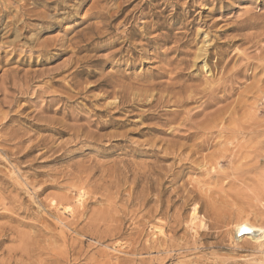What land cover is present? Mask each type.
I'll list each match as a JSON object with an SVG mask.
<instances>
[{
    "label": "rangeland",
    "instance_id": "obj_1",
    "mask_svg": "<svg viewBox=\"0 0 264 264\" xmlns=\"http://www.w3.org/2000/svg\"><path fill=\"white\" fill-rule=\"evenodd\" d=\"M10 1L8 3L12 8L21 4L20 0ZM15 1H18V4ZM34 1H38L37 4H33V0H22L24 6L27 4L25 9L36 11L35 15L29 17L32 20L27 21L35 28L47 26L44 21H49V18L55 16L57 12L61 15L67 12L60 11L59 6L53 2L46 4L42 0ZM80 4L78 11L74 9L72 15H67L70 17L69 20H66V15L61 16V20L65 17V21L51 30H43L38 36L40 41L55 37L57 41L63 42L66 49L57 48L59 47L57 45L54 49H50V54L44 58H38L37 62L36 55L30 51L29 43L24 41L21 43L25 44L23 48L25 52L23 49L19 51L8 62L9 64L4 60L0 63V78L4 71L9 69L19 70L20 73L16 75L18 78L24 73H40L33 82L29 83L22 95L17 94L15 89H9L5 92L7 98L0 96V99L4 101L0 106V189L4 191V196L15 198L18 194L16 191L18 186L21 189L19 197L22 199L24 208V213L19 216L10 213L12 217L0 219V225L1 223L8 225L7 227L13 232L17 229L20 234L26 233L25 235L30 237L29 240L26 239V246L23 249L25 251L28 248V250L21 253L24 256L21 264H187L193 260L198 261L199 264H264V248L260 236L238 233L237 230L242 225L248 229L253 227L264 229V176L254 179L249 175L246 181L237 183H232L230 181L232 178L217 181L213 176L215 172L212 173V166L215 167L214 160L220 159L217 157L222 149L223 138H220V129H218L221 126L217 128L218 130L215 129L216 131L208 130L212 134H208L207 142L203 147L187 148L191 146L192 140L193 142L201 140L200 137H192L190 140L184 138L191 131L186 129L189 128L188 126L199 125L202 121V117L199 120L202 115L193 117L195 121L193 123L183 121L186 117L184 113L188 110L191 113L195 112L193 107H197L196 104H188L177 110L170 102L156 106V100L149 105L144 99L150 93H145L147 82L152 81L164 86L175 84V81L186 83L185 85H198L205 78H218L215 74L216 69L213 71L214 78L205 77V73L200 70L201 64L194 60L197 50L206 41V49L213 53L215 51L213 47H220L228 41L233 42L239 34L247 35L260 31V28L255 25L243 31L236 30L234 24L243 19L246 14L250 17H264V0H81ZM71 5L72 3H69L68 7ZM120 8L122 11L117 16L115 12ZM42 12L44 15L48 14L47 18ZM102 13L110 14L113 18L110 19L111 21H105ZM0 16L4 17L3 14ZM37 16L39 20L41 18L45 20L39 21ZM99 27L104 30H100ZM104 31L105 35H103ZM31 34L28 33L26 38L30 40ZM158 35H166L167 41L158 43L149 41ZM186 40L191 42V55L187 56L186 60L195 61L196 63H193L198 66L186 71V73H192L193 79L183 81L182 78L176 79L178 58L174 48L178 43ZM263 42L261 45H264ZM247 47V45L231 44L224 45L223 49L228 52V57L234 55L239 58L243 52H246L248 57L258 52L255 47L253 49ZM211 60L209 67L216 68L215 59L212 57ZM238 63L240 61L236 65ZM231 64L233 67V62ZM173 72L175 73L172 74ZM242 72L239 77L237 76V81H234L235 86L233 82L230 84L231 88H227L220 93V96L218 95L220 99L225 97L229 101L215 104V109L221 108L224 103L230 105L232 102L231 108L239 104L243 110L239 108L241 109V111L237 109L239 113L236 111L232 114L235 120H232L234 119L232 115V118L231 116L229 118L231 121L227 120L229 123L235 122V125L244 118L246 107L248 108L246 112L250 109L252 111L255 103H258L256 106L260 104L259 108H264V98L260 99L261 94L257 96L255 89L250 90L252 81L260 75L251 69ZM106 81L113 87L121 84L120 88L123 87V90H126L125 98L128 99L129 96L130 99L135 96L133 99L138 101H134L131 111L126 108L125 103L120 105L119 111L108 107L109 112L114 111L110 112L113 116L112 125L98 130L95 124L107 119V116L102 113L104 108L101 109V105L114 102V96L103 97V92L112 90L102 84ZM114 88L119 89V86ZM160 89L163 88H155L152 94L164 97L166 94ZM173 89L174 92L177 91L174 86ZM252 93L256 98L252 97ZM255 99L259 102L254 101ZM244 100L248 105L246 107ZM242 103L243 105H240ZM213 108L208 111L211 113L215 110ZM154 110L156 112L158 110L163 119H168L169 123L163 125L161 116L160 121L142 116ZM206 111L205 113L209 114ZM242 111L244 114L241 113ZM115 112L118 113L113 115ZM179 115L182 118L185 117L182 119ZM33 116L36 120H33ZM227 123L224 126L231 128ZM37 124L40 126L35 129L33 126ZM64 126L65 129L68 127L67 131ZM53 127L63 130V133L57 134L49 130ZM146 128L155 129L157 132L151 130L146 132L144 131ZM94 134L101 138L99 142L88 138L86 140L88 135ZM108 135L119 136V138L122 135L123 148L108 151L105 147ZM37 137L47 139L46 146L39 147L24 158L23 155L28 152L32 141H35ZM78 140L87 142L85 145L75 146L71 149L73 152L65 155V149H63L65 144ZM218 143L221 145L218 146ZM170 145L172 147H169ZM230 147V153L233 150L235 152L233 145ZM161 148L166 151L168 149L165 152L166 155ZM3 150L8 153L4 154ZM229 158L219 160V167L216 169L218 175L224 172L229 175L230 170L225 163ZM121 161L127 164L128 169L123 168ZM75 163L86 167H96L89 175L87 185L80 194L87 192L83 195L82 207H78L79 204L76 202L78 201L76 191L68 188L71 184L78 185L79 177L65 176L70 171L68 166L71 167ZM152 164L157 167L159 175H151ZM201 165L206 167L201 168L203 167ZM165 170L169 172L164 175ZM20 176L22 179L18 178ZM81 177L84 180L86 175L83 174ZM151 177L157 182L155 181L149 187ZM164 177L166 183L161 190L160 199L168 201L166 205L169 207L165 212L166 215H152L161 207L157 196L161 189L159 184L162 185L161 181ZM26 183H32L33 186L39 185L34 188L38 192L40 185L52 184L53 187L45 189L39 193L38 197H35L32 188L26 186ZM163 193L166 197L168 196V200ZM63 197L68 203L58 206L55 200ZM206 202L213 203L219 213L221 210L223 217L216 218L219 213L216 215L211 213L213 216L206 214ZM194 203L197 204L200 219L204 223L203 227H198V221L191 222L190 214ZM4 207L12 209L11 202L7 198L4 199ZM66 208L76 209L74 212L82 209L80 212H83V215L79 217L76 213L73 216L71 210L64 211ZM245 217H248L250 222L244 220ZM74 222L79 229H82V234L63 226ZM163 225H167L165 238L166 245L170 247L161 245L162 247L157 246L158 248L148 250L150 243H159L162 240L163 237L158 234L157 228H163ZM246 234L249 236L246 237ZM9 237L7 242L4 241L0 245V264H15L19 260L18 256H15V259L10 258V252H18L17 255H20L17 250L22 243L19 242L16 234L14 236V233H8L7 239ZM156 238L158 241L153 242ZM178 246H184L185 252H179ZM132 251L134 256L130 254Z\"/></svg>",
    "mask_w": 264,
    "mask_h": 264
},
{
    "label": "bare ground",
    "instance_id": "obj_2",
    "mask_svg": "<svg viewBox=\"0 0 264 264\" xmlns=\"http://www.w3.org/2000/svg\"><path fill=\"white\" fill-rule=\"evenodd\" d=\"M8 1H10V0H0V14H3V16L4 17H2V16H0V63H2L3 62V60H4V62L6 63H8L11 59H13L14 58V56L15 55H17L18 54V52L19 51H21L23 48H24V45L21 43V42H27V43H29V45H30V51L32 52V53H34L36 56H35V58H36V60L38 59V58H44L45 56H47L48 54H50L49 52H50V49L51 48H53L54 49V47H56L57 45L59 46V47H57V48H60V49H66L65 48V46H63V42H61V41H57L56 40V38L55 37H53L54 39H50V40H48L47 38L46 39H42L43 41H40L39 40V38H38V36H39V34L43 31V30H51L53 27H55L56 25H59V23H61V22H63V21H65V17L61 20V16H63V15H66V20H69V18L70 17H67V15H72V13L75 11L74 9H76L77 10V8L81 5L80 4V1L81 0H75V1H72V0H42L44 3H46V4H48V3H50V2H53V3H55V4H57L58 6H59V9H60V11H67V12H64V14H60L59 12H57V14L55 15V16H53L52 18H49V21L47 20V21H44V24H46L47 26H43L44 28H35V27H33V26H31V25H29L28 23H27V21L28 20H32V19H29V17L30 16H32V15H35L36 13H34V12H36V11H31V9L30 10H28V9H25V8H27V7H25V6H27V4H25V6L23 5V3L24 2H22V0H20L21 1V4H18V1H15L18 5L15 7V8H12L11 7V5H10V3H8ZM14 1V0H13ZM19 1V2H20ZM23 1H25V0H23ZM96 1H98V0H96ZM100 1V0H99ZM11 2V1H10ZM38 2V1H37ZM37 2L36 1H34L33 0V4H37ZM69 3H72V5L71 6H69L68 7V4ZM96 3V2H95ZM54 4V5H55ZM65 4V5H64ZM16 5V4H15ZM64 5V6H63ZM35 6V5H34ZM103 6V5H102ZM45 7V6H44ZM37 8V7H36ZM48 9V8H47ZM104 9V8H103ZM11 10V11H10ZM32 10H33V8H32ZM36 10V9H35ZM41 10H43V9H41ZM41 10L39 11V12H41ZM72 10H73V12H72ZM100 10V9H99ZM99 10H97V11H99ZM118 10V9H117ZM13 11V12H12ZM78 11V10H77ZM77 11H76V13H77ZM102 11V10H101ZM108 11V10H107ZM106 11V12H107ZM122 11V9L120 8L119 9V11H117V12H115V14L118 16L119 15V12H121ZM249 11V10H248ZM38 12V11H37ZM38 12V14L40 15V13ZM54 12V11H53ZM246 13H248L247 11H245ZM14 13V14H13ZM43 13V12H42ZM110 13V12H109ZM245 13V14H246ZM53 14V13H52ZM111 14V13H110ZM108 15V14H103L102 13V16H103V18H104V20L105 21H108V20H110V19H112L113 18V16L112 15ZM43 15H44V13H43ZM43 15H41V17L43 16ZM48 15V14H47ZM47 15L45 14L44 15V17L46 16V18H47ZM54 15V14H53ZM51 16V15H50ZM49 16V17H50ZM112 16V17H111ZM246 16H247V14H246ZM244 17L243 19H241L240 21L238 20V22H236L235 24H234V27H235V29L236 30H240V31H243V30H246V29H248L249 27H251V26H256L257 28H260V31H256V33H253V34H247V35H238L237 36V39H235V41H228L226 44H222V45H220V47H213L214 49H215V51L213 52V53H211V52H209L207 49H206V47H205V44H206V41H204L203 42V45L201 46V47H199V49L197 50L198 51V53H196L195 54V59L194 60H196V61H198V64L200 65L201 64V67H200V70L201 71H203L204 73H205V77H210V78H214V75L216 74V75H218V78H216V79H207V78H205V79H203V82L201 83V84H198V85H185L184 83H181V82H174L175 84H172L171 83V87L167 84V86H166V84H165V86L164 85H161V84H155V83H152V81L151 82H147L146 83V85H145V87H146V90H145V93H148V92H150L149 93V95L148 96H146L144 99H145V101H148V103H149V105L153 102V101H155L156 100V106H159V105H165V104H168L169 102L172 104V106L173 107H176L177 108V110L180 108H182L183 106H186V105H188V104H196L195 106H197V107H193L194 108V110H195V112H193V113H191V112H186V113H184L185 115H186V117H185V119H183L180 115V118H182L183 119V121L185 120V121H187V123H188V121H191L192 123L193 122H195L194 121V118L195 117H198V116H200V115H202V116H200V118H199V120L201 119V117H202V121H201V123L197 126V125H195V126H193V125H191V126H188L189 128H186V129H189V130H193L192 132L190 131V133H187V136L186 137H184L185 139H188V140H190L192 137H200L201 138V140L199 139V141L197 142V140H196V142H193V140H192V143L190 144L191 146L190 147H187V148H190V149H192L193 147L194 148H201V147H203L204 145H205V143L207 142V139H208V134H210L211 132L210 131H208L209 129L210 130H218V129H220L219 131V136H220V138H223V141H222V149H221V152H220V154H219V156L217 157V158H220V159H225V158H227V157H230L229 158V160H227V161H225V163H226V165L228 166V169L230 170V173H229V175H227V174H224V173H226V172H224V173H222L221 175H218V171H216V169H218V167H219V160L218 159H216V160H214L213 161V165L215 166V167H213L212 166V168H213V174H214V172H215V174L213 175L214 177H215V179L217 180V181H226V179H231L230 181L232 182V183H237V182H244V181H246V179L249 177V175L250 176H253L254 177V179H256V178H261V176H264V108H259L258 106L260 105H257L256 106V104H258V103H255L254 104V109L252 110V111H248V112H246L247 111V107L246 106H248V105H246L245 104V100H244V106L246 107V110H245V112L244 113H246L245 114V116L243 115V119L240 121V123H237L236 122V125L232 122V123H229L228 121L230 120L229 118H230V116L232 115V114H234L236 111H238V110H240L241 111V107L239 106V104H237V106H235L234 107V105H233V107L231 108L230 106H232L231 104H232V102L230 103V105L227 103H224L222 106H221V108H217V109H215V104H217V102H225V97H222L221 99L218 97V95L220 96V93H222V92H224L227 88H231V86H230V84H232L235 80H236V78L238 79V77H239V75H240V73L242 72V71H244V70H249V69H251V70H253L254 71V73H255V71H257L258 72V75H260L259 77H257V79L256 80H254V81H252V85H251V89L250 88H247V89H250V90H252V89H255V91L257 92L256 93V95L257 96H260V95H258V94H261V97H260V99H262V98H264V84L262 85V83H264V45H261V43L264 41V17H257V16H255V17H250V15H248L247 17ZM38 17V16H37ZM116 17V16H115ZM34 18V17H33ZM81 18V17H80ZM119 18V17H118ZM41 19H44V18H41ZM40 19V20H41ZM38 20H39V17H38ZM39 20V21H40ZM45 20V19H44ZM41 21H43V20H41ZM111 21V20H110ZM103 24V23H102ZM104 25V24H103ZM90 26V25H89ZM100 26V25H99ZM37 27V26H36ZM95 27V26H94ZM96 28V27H95ZM95 28H93V29H95ZM93 29H91V30H93ZM99 29L100 30H102V28L101 27H99ZM96 30V29H95ZM94 30V31H95ZM98 30V29H97ZM104 30V29H103ZM102 30V31H103ZM97 32V31H96ZM98 32H99V30H98ZM31 34V33H33V34H31V39L29 40V39H27L26 38V35L27 34ZM108 33V32H107ZM245 33V32H244ZM102 34V33H101ZM100 34V35H101ZM85 35V34H84ZM103 35H105V31H104V33H103ZM102 35V36H103ZM29 36V35H28ZM73 36V35H72ZM84 37V36H83ZM74 39V38H73ZM167 39H168V37L166 36V35H158L157 37H153L152 39H150L149 41H152V42H156V43H158V42H165V41H167ZM71 41H73L74 42V40H71ZM76 42V41H75ZM178 42V41H177ZM181 42V41H180ZM26 43V44H27ZM58 43V44H57ZM69 43V42H68ZM264 43V42H263ZM73 44H75V43H73ZM132 44V43H131ZM140 44V43H139ZM218 44V43H217ZM220 44V43H219ZM231 44H240V45H247L248 47V49H253L254 47L256 48V50H258V52H256L254 55H251L250 57H248V54H246V52H243L241 55H240V58L239 57H237V56H231L230 55V57H228V52L226 51V49H223V46L224 45H226V46H230ZM66 46H67V44H66ZM74 46V45H73ZM190 47H191V42L190 41H188V40H186V41H184V42H181V43H178V45L174 48V51L176 52V58H178L177 59V62H178V65H176L177 67V70H178V73L176 72V79L178 78H182L183 79V81H187V80H192L193 79V75H192V73H189V72H187L186 73V71L188 70V69H190V68H197V66L198 65H196V64H194V63H196L195 61H191V62H189V61H187L186 60V57L187 56H189V55H191V53H190ZM69 48V47H68ZM77 48V47H76ZM27 49V48H26ZM29 49V48H28ZM72 49V48H71ZM24 50V52H25V49H23ZM57 50V49H56ZM255 50V49H254ZM29 51V52H30ZM65 51V50H64ZM67 51V50H66ZM65 51V52H66ZM69 51V50H68ZM23 52V51H22ZM22 52H21V54H22ZM52 52V51H51ZM73 52V51H72ZM71 52V53H72ZM235 53H236V51H235ZM249 53V52H248ZM237 55V54H236ZM17 57H19V56H17ZM212 57L215 59V65H216V68H211V67H209V63L212 61L211 59H212ZM235 57V58H234ZM81 58V57H80ZM234 58V59H233ZM242 58V59H241ZM75 59V58H74ZM240 61V63H238V65H236V63L237 62H239ZM37 62H38V60H37ZM72 62V61H71ZM70 62V63H71ZM194 62V63H193ZM231 62H233V67H232V64H231ZM4 63V64H5ZM214 63V62H213ZM9 64V63H8ZM170 64V63H169ZM231 64V67H229V65ZM170 66V65H169ZM180 66H183V68H180ZM34 69V68H33ZM214 69H216V72L217 73H219V74H217V73H215V74H213V71H215ZM164 70V69H163ZM176 70V69H175ZM165 71V70H164ZM171 71V70H170ZM76 72V71H75ZM175 72H173L172 74H174ZM247 72V71H246ZM256 72V73H257ZM17 73L19 74L20 72H19V70H16V69H9V70H7V71H4V73L2 74V76H1V78H0V96H2L3 98H5L6 97V91L7 90H9V89H15V92L17 93V94H20V95H22L23 93H24V91H25V89L29 86V83L30 82H33V80H35L39 75H40V73H32V74H29V73H24L23 75H21L19 78L16 76L17 75ZM74 74V73H73ZM242 74H243V72H242ZM75 75V74H74ZM16 76V77H15ZM49 76V75H48ZM77 76V75H76ZM238 76V77H237ZM216 77V76H215ZM254 77V76H253ZM111 78V77H110ZM241 78V77H240ZM239 78V79H240ZM242 78H243V76H242ZM168 79H170V78H168ZM255 79V78H254ZM132 80V79H131ZM237 81V80H236ZM73 82V81H72ZM100 82V81H99ZM108 81H106L105 83H102L104 86H106V87H110L112 90L111 91H105V92H103L104 94H103V97H110V96H114L113 97V101L114 102H112V103H107V105L105 104L104 106H106V107H104V106H102L101 105V109H102V107L104 108L103 109V114L105 115V116H107V119L104 121L103 120V122H97V124H95L96 125V127H97V129L98 130H103V129H106L107 127H109V126H111L112 125V118H113V116L110 114V112H112L113 110H115V111H119V107H121L120 105H122V104H126V108H128L130 111L133 109V107H134V101H136V100H134L133 98L135 97H133V98H130L129 99V96H128V99H126L125 98V91L126 90H123V87L122 88H120L122 85L120 84V85H115V86H119V89H115L113 86H112V84L110 85V84H108L107 83ZM239 82V81H238ZM116 84V83H115ZM139 84V83H138ZM234 84V86H235V82L233 83ZM32 86V85H31ZM77 86V85H76ZM129 86V85H128ZM140 86V85H139ZM173 86L174 87H176V89H177V91H173L174 89H173ZM157 87H162L163 89V91L162 92H164L166 95L164 96L163 94V96L164 97H160V96H156V95H153L152 94V91L155 89V88H157ZM249 87V86H248ZM105 88V87H104ZM110 88H109V90H110ZM132 87L130 86V88H129V92L131 93V91H130V89H131ZM28 90V89H27ZM229 90V89H228ZM227 90V91H228ZM250 90H248V91H250ZM46 91V90H45ZM235 91V90H234ZM247 91V92H248ZM13 92V91H12ZM43 92V91H42ZM128 91H127V93H129ZM161 92V93H162ZM231 92V91H230ZM38 93V92H37ZM47 93H49V92H47ZM70 93V92H69ZM130 93H129V95H130ZM144 93V92H143ZM144 93V94H145ZM45 94V93H44ZM50 94V93H49ZM141 94V95H143V96H145V95H147V94ZM159 94V93H158ZM253 94V93H252ZM105 95V96H104ZM125 95V96H124ZM134 95V94H133ZM132 95V96H133ZM138 95V94H137ZM140 95V97H142ZM222 95V94H221ZM70 96V95H69ZM131 96V97H132ZM228 96V95H227ZM254 96V98H256L255 97V95L253 94L252 95V97ZM18 97H20V96H18ZM40 97V96H39ZM68 97V96H67ZM230 97V96H229ZM7 98V97H6ZM69 98H72V97H69ZM143 98V97H142ZM155 98V99H154ZM227 98V97H226ZM253 98V99H254ZM51 99V98H50ZM124 99V100H123ZM125 99H126V102H125ZM138 99V98H137ZM149 99V100H148ZM154 99V100H153ZM230 99V98H229ZM260 99H258V100H260ZM66 100V99H65ZM238 100V99H237ZM236 100V101H237ZM117 101V102H116ZM138 101V100H137ZM136 101V102H137ZM227 101H229V100H226V102ZM254 101H257L256 99L254 100ZM68 102V101H67ZM234 102H235V100H234ZM240 102V101H239ZM238 102V103H239ZM242 102V101H241ZM257 102H259V101H257ZM4 103V101H3V99H0V106H2V104ZM139 103V102H138ZM146 104H147V102H146ZM198 104V105H197ZM222 104V103H221ZM235 104V103H234ZM152 105V104H151ZM240 105H243V103L242 104H240ZM46 106V105H45ZM217 106V105H216ZM218 106H219V103H218ZM108 107H113L112 109V111H110L109 112V109H108ZM214 107V108H213ZM243 107V106H242ZM245 107H244V109H245ZM257 107V108H256ZM192 108V107H191ZM210 108H213V109H215V110H211L212 112L210 113V111H208V109H210ZM239 108H241V109H239ZM157 109H158V107H157ZM179 109V110H180ZM238 109V110H237ZM123 110H124V108H123ZM197 110V111H196ZM205 110H207L208 111V113L209 114H206L205 113ZM243 110V109H242ZM127 111V110H126ZM182 111V110H181ZM206 111V112H207ZM100 112V111H99ZM114 112V111H113ZM125 112V111H124ZM134 112V111H133ZM151 112V111H150ZM173 112V111H172ZM204 112V113H203ZM37 113V112H36ZM101 113V114H102ZM118 112H115V113H113V115L114 114H117ZM123 113V112H122ZM182 113V112H181ZM203 113V114H202ZM238 113H239V111H238ZM241 113H243V111L241 112ZM240 113V114H241ZM243 113V114H244ZM65 114V113H64ZM131 114H133V113H131ZM138 114V113H137ZM161 113H159L158 112V110H157V112H156V110H154V111H152V113H145V114H143L142 116L143 117H145V118H147V119H157V120H159L160 121V115ZM183 114V115H184ZM127 115V114H126ZM136 115V114H135ZM163 115H165V114H163ZM178 115V114H177ZM182 115V116H183ZM235 115H237V113L235 114ZM66 116V115H65ZM64 116V117H65ZM124 116V115H123ZM233 116V115H232ZM232 116H231V118H232ZM239 116H241V115H239ZM238 116V117H239ZM129 117V116H128ZM141 117V116H140ZM162 117V120H163V125H166L167 123H169V120L168 119H166V118H164L163 119V116H161ZM171 117V116H170ZM194 117V118H193ZM100 118V117H99ZM102 118V117H101ZM115 118V117H114ZM175 118V117H174ZM174 118H172L173 120H174ZM190 118H191V120H190ZM192 118H193V120H192ZM233 118H234V116H233ZM74 119V118H73ZM103 119V118H102ZM171 119V120H172ZM176 119V118H175ZM181 119V120H182ZM229 119V120H228ZM33 120H36V117L35 116H33ZM38 120V119H37ZM70 120V119H69ZM126 120V119H125ZM196 120H198V118L196 119ZM228 120V121H227ZM232 120H235V118L234 119H232ZM237 120V119H236ZM39 121V120H38ZM41 121V120H40ZM97 121V120H96ZM114 121V120H113ZM177 121H178V119H177ZM231 121V120H230ZM174 122H176V121H174ZM180 122H182V121H180ZM191 122H190V124H191ZM198 122H200V121H198ZM197 122V123H198ZM228 122V123H227ZM170 123H171V121H170ZM225 123H227V125H230V127L231 128H228V126H224V124ZM32 126V125H31ZM40 125H35V126H33L35 129L36 128H38ZM48 126V125H47ZM90 126V125H89ZM219 126H221V128L219 127ZM186 127V126H185ZM219 127V128H218ZM223 127V128H222ZM68 128V127H67ZM66 128V129H67ZM69 128H70V126H69ZM145 128V127H144ZM156 128V127H155ZM218 128V129H217ZM64 129H65V126H64ZM65 129V130H66ZM74 129V128H73ZM221 129H223V131L221 130ZM49 130H51V131H53L54 133H57V134H62L63 133V130H61V129H59V128H55V127H53V128H49ZM69 130V129H68ZM141 130V129H140ZM156 131L157 132V130H152V129H148V128H146L144 131H146V132H148V131ZM215 130V131H216ZM67 131V130H66ZM81 131V130H80ZM160 131V130H159ZM175 131V130H174ZM177 131V130H176ZM214 131V132H215ZM76 132V131H75ZM173 132V131H172ZM172 132H171V134H172ZM186 132H188V131H186ZM186 132H185V134H186ZM82 133V132H81ZM144 133V132H143ZM176 132H174V135H176L175 134ZM90 134V133H89ZM212 134V133H211ZM216 134V133H215ZM95 135V134H94ZM89 136L88 135V137H86V140H87V138L88 139H91V140H93L94 142L96 141H100V137L99 136H97V135H95V136ZM173 135V134H172ZM171 135V136H172ZM223 135V136H222ZM19 136V135H18ZM77 136V135H76ZM122 136V135H121ZM121 136H120V138H119V136L117 137V136H115V135H108L107 136V138H106V148H107V150L108 151H110V152H112L114 149H120V148H123L122 147V144L124 143L123 142V138H121ZM177 136V135H176ZM8 137V136H7ZM74 137V136H73ZM106 137V136H105ZM178 137H179V135H178ZM213 137V136H212ZM35 138V137H34ZM176 138V137H175ZM174 138V139H175ZM209 138H210V136H209ZM7 139V138H6ZM19 139V138H18ZM75 139H77V138H75ZM85 139V138H84ZM177 139H179V138H177ZM194 139V138H193ZM196 139H198V138H196ZM28 140V139H27ZM86 140H78L77 142H71V143H73L72 145H71V143L70 144H65V146H64V148L63 149H65L64 150V154L66 155L67 153H71V152H73L71 149L72 148H74L75 146H77V145H85V143L87 142ZM90 140V141H91ZM182 140H183V138H182ZM17 141V140H16ZM74 141V140H73ZM126 141V140H125ZM176 141H178V140H176ZM12 142H13V140H12ZM47 142H48V140L47 139H38V137H37V139L35 140V141H32V145L30 146V148H29V150H28V152H26L24 155H23V157L25 158V157H27L28 155H29V153L31 152H33V151H36V149H38L39 147H41V146H46V144H47ZM179 142V141H178ZM181 142V141H180ZM187 142H189V141H187ZM187 142H184V143H187ZM209 142V141H208ZM5 143V142H4ZM138 143V142H137ZM165 143V142H164ZM163 143V144H164ZM175 143V142H174ZM182 143V142H181ZM212 144V143H211ZM210 144V145H211ZM165 145V144H164ZM166 145H168V144H166ZM219 145H221V143H218V146ZM230 145L232 146L233 145V149H235V152H233V151H231V153H230V150H232V148L230 147ZM103 146V145H102ZM143 146V145H142ZM153 146V145H152ZM188 146V145H187ZM208 146V145H207ZM213 146H214V144H213ZM216 146V145H215ZM231 148H229V147ZM133 147V146H132ZM150 147H151V144H150ZM158 147H161V146H158ZM164 146H162V148H163ZM169 147H172L171 145L169 146ZM168 147V148H169ZM174 147V146H173ZM17 148V147H16ZM134 148H136V147H134ZM161 148V150H163ZM165 148V147H164ZM180 148V147H179ZM178 148V149H179ZM207 148V147H206ZM149 149V148H148ZM153 149V148H152ZM156 149H159L160 150V148H156ZM167 149V148H166ZM169 149H171V148H169ZM230 149V150H229ZM135 150V149H134ZM171 150H173V149H171ZM177 149H175V151H176ZM196 150V149H195ZM199 150V149H198ZM138 151V150H137ZM146 151V150H145ZM155 151V150H154ZM167 151H168V149H167ZM166 150H163V152L165 153V152H167ZM162 152V151H161ZM193 152V151H192ZM199 152V151H198ZM3 153L4 154H7L8 153V151H6V150H3ZM152 153H154V152H152ZM195 153H197V152H195ZM128 154V153H127ZM135 154V153H134ZM13 155V154H12ZM131 155V154H130ZM155 155V154H154ZM156 155H158V153L156 154ZM160 155H162V153L160 154ZM164 155H166V153L164 154ZM21 156V155H20ZM64 156V155H63ZM130 157V156H129ZM153 157H155V156H153ZM162 158H164V156L162 157ZM36 159V158H35ZM158 159V158H157ZM156 160V159H155ZM161 160V159H160ZM122 163H123V168L124 169H126V165L127 164H125L123 161H121ZM158 162H160V161H158ZM223 163H224V161H222ZM95 163V162H94ZM100 164V163H99ZM205 164H207V162L205 163ZM157 165V164H156ZM201 166H203V167H201V168H204V167H206L205 165H201ZM226 166V167H227ZM184 167V166H183ZM182 167V168H183ZM68 168H70L69 170V172L68 173H66L65 174V176H67V175H74V176H77V177H79V178H77V179H79L80 181H79V184L78 185H74V184H71L70 186H69V184H68V188L69 189H73V190H75L76 191V194H78V201H76V202H78V204H79V206L78 207H82V205L84 204V202H83V195H85V193L87 194V192H85L83 195H80L81 194V192L84 190V187L87 185V180L89 179V175H91V173L95 170V166H93V167H86V166H84L83 164H80V163H75V164H73L71 167L70 166H68ZM131 168V167H130ZM158 168H160V167H158ZM127 169H128V167H127ZM157 167H155V166H153V164H152V167H151V171H152V173H151V175L153 176V175H156V174H158L159 175V173L157 172ZM98 170V169H97ZM13 171V170H12ZM205 171H207V170H205ZM66 172V171H65ZM162 172V171H161ZM167 172H169V171H167ZM166 172V170L164 171V175L167 173ZM132 173V172H131ZM150 173V172H149ZM251 173H253L252 175H251ZM64 174V173H63ZM77 174V175H76ZM86 175V177H85V179L83 180V177H81L82 175ZM220 174V173H219ZM24 175V174H23ZM62 175V174H61ZM133 175V174H132ZM150 175V176H151ZM163 175V174H162ZM73 176V178H75ZM134 176V175H133ZM140 176V175H139ZM141 176H143V175H141ZM245 176V177H244ZM148 177H149V175H148ZM160 178H161V176H159ZM244 177V178H243ZM18 178H21L22 179V177L20 176V177H18ZM136 178H138V177H136ZM136 178H134V179H136ZM153 177H151L150 179H149V181H151V183H150V185H149V187L150 186H152V184L156 181V180H153L152 179ZM211 178H213V177H211ZM251 178V177H250ZM161 179H163V178H161ZM253 179V178H252ZM147 180V179H146ZM213 181V180H212ZM216 181V182H217ZM147 182V181H146ZM157 182V181H156ZM162 182V185L161 184H159L160 185V191L158 192V196H157V200H158V202L160 203V208H159V211H154V213H152V215L154 214V215H164L165 214V212L168 210V205H166V204H168V201H166V200H164V199H160V194L162 195V191L161 190H163V185L166 183L165 182V177H164V180H162L161 181ZM215 183V182H214ZM149 184V183H148ZM18 185H19V183H18ZM60 185V184H59ZM26 186H28V187H31L32 188V190H33V192H34V195H35V197H38L40 194L39 193H41L42 191H44L45 189H47V188H51V187H53V185L51 184V185H43V186H41L40 185V187H39V189H40V191L38 192V191H35L34 190V188L35 187H37V186H39V185H37V186H33V184L32 183H26ZM64 186V185H63ZM110 186V185H109ZM108 186V187H109ZM16 191L18 192V194H16L15 195V198L14 197H10V196H4V191L2 190V189H0V219H5V218H10V216H11V214L10 213H12L13 215H15L16 214V216H19V215H21L22 213H24V208H23V204H22V199H20L21 197H19V195H20V191H21V189L20 188H18V186H17V189H16ZM95 193V192H94ZM167 193V192H166ZM164 194V193H163ZM91 195V194H90ZM165 195V194H164ZM163 195V196H164ZM165 197H166V195H165ZM168 197V196H167ZM166 197V198H167ZM5 198H7L10 202H11V205H12V209H10V208H5L4 207V199ZM56 198H58V197H56ZM163 198V197H162ZM188 199H190L189 197H187ZM193 198V197H192ZM195 198H196V196H195ZM55 199V198H54ZM167 200H168V198H167ZM191 200V199H190ZM193 200V199H192ZM196 200H197V198H196ZM39 201V200H38ZM56 201V204L58 205V206H62L64 203H68L67 202V199L66 198H59V199H56L55 200ZM194 201H195V199H194ZM170 202H171V200H170ZM216 202V201H215ZM207 203V202H206ZM52 204V203H51ZM223 204V203H222ZM53 205V204H52ZM51 205V206H52ZM53 207V206H52ZM56 207V206H55ZM54 207V208H55ZM65 207V206H64ZM201 207V206H200ZM199 207V208H200ZM49 209V208H48ZM205 209V208H204ZM224 209V208H223ZM27 210V209H26ZM66 210H71V215H76V213H77V216L79 215V217H80V215H83V212H80V211H82V209L79 211V212H77V211H75L74 212V210H76V209H72V208H70V209H68V208H66V209H64V211H66ZM219 210L215 207V206H213V203H210V204H206V214H209V215H211V213L213 214V215H216V213H219L218 212ZM226 211H227V209H226ZM230 211V210H229ZM26 212V211H25ZM223 212V211H222ZM205 213V212H204ZM10 214V215H9ZM26 214V213H25ZM166 215V214H165ZM213 215H211V216H213ZM222 214H221V210H220V213L217 215V217L216 218H220V217H223V216H221ZM231 215V214H230ZM190 216H191V222L192 223H194L195 221H198V227H203L204 226V223L202 222V220L200 219V216H199V212H198V208H197V204H195L194 203V205H193V207H192V209H191V214H190ZM256 216V215H255ZM12 217V216H11ZM206 218H207V215H206ZM210 218H212V217H210ZM214 218V217H213ZM216 218H214V219H216ZM246 218V219H245ZM244 218V220H247L248 221V217H245ZM58 219V218H57ZM78 219V218H77ZM204 219V218H203ZM221 219V218H220ZM238 219H239V217H238ZM256 219V218H255ZM258 219V218H257ZM206 220V219H205ZM204 220V221H205ZM230 220V219H229ZM253 220H254V218H253ZM213 221V220H212ZM215 221V220H214ZM239 221V220H238ZM240 221H242L241 219H240ZM17 222V221H16ZM63 222V221H62ZM65 222H67V221H65ZM64 222V223H65ZM248 222H250V221H248ZM43 223V222H42ZM242 223V222H241ZM241 223H239V224H241ZM244 223H245V221H244ZM171 224V223H170ZM206 224V223H205ZM207 224H208V222H207ZM246 224H247V222H246ZM61 225V224H60ZM211 225V224H210ZM242 225V224H241ZM8 226V225H7ZM7 226H5V224H2L1 223V225H0V245L4 242V241H8L9 239H10V237L7 239V237H8V233H14V236H15V234H16V237H18V239H19V242H21L22 243V246L20 247V248H18V250L17 251H19L20 252V255H17V253L18 252H10V255H11V257L10 258H16L17 256H18V258H19V260L15 263V264H21V262H22V258L24 257L23 256V254H21V253H23V252H25V251H27L28 250V248H27V250H23L24 248H25V246H26V239L27 240H29L30 239V237L28 236V235H25V234H20V232L18 233L17 232V229H16V231L15 232H13V230H10ZM18 226H20V225H18ZM64 227H66V228H68V229H71V230H73L74 232H79V233H81L82 234V229H79V227H78V225H77V223H69V224H64L63 225ZM208 226H209V224H208ZM235 226H236V224H235ZM234 226V227H235ZM239 226V225H238ZM21 227V226H20ZM28 227V226H27ZM44 227V226H43ZM46 227V226H45ZM212 227V226H211ZM210 227V228H211ZM17 228V227H16ZM165 228H167V225H163V228H157V231H158V234L160 235V236H162L163 238H162V240L159 242V243H150V245L148 246V250L149 249H151L152 248V250L153 249H155L157 246H161V245H163V246H165L166 245V242H167V240H166V238H165ZM14 229V228H13ZM45 229V228H44ZM43 229V230H44ZM208 229V228H207ZM42 230V229H41ZM48 230V229H47ZM166 230H168V229H166ZM215 230V229H214ZM238 233H250L251 235H253V236H260V238H261V244H262V247L264 248V229H257V228H252V229H248L247 227H245L244 225H242V226H239L238 227ZM236 231V230H235ZM235 231H234V233H235ZM206 232V231H205ZM24 233V232H23ZM236 234V233H235ZM206 235V234H205ZM217 235V234H216ZM236 235H238V234H236ZM13 236V235H12ZM241 236H243V235H241ZM245 236V235H244ZM247 236H249V235H247L246 234V237ZM37 237V236H36ZM40 237V236H39ZM38 237V238H39ZM252 237V236H251ZM242 238V237H241ZM244 238V237H243ZM258 238V237H257ZM32 239V238H31ZM12 240V239H11ZM36 240V239H35ZM259 240V239H258ZM6 241V242H7ZM156 241H158V239L156 238L153 242H156ZM257 241V240H256ZM42 242V241H41ZM255 242V241H254ZM259 242H260V240H259ZM30 243V242H29ZM35 243V242H34ZM38 244V243H37ZM169 244V243H168ZM237 244V243H236ZM246 244V243H245ZM258 244V243H257ZM167 247H170L169 245H166ZM165 246V247H166ZM162 247V246H161ZM204 247V246H203ZM257 247V246H256ZM31 248V247H30ZM35 248H37V247H35ZM158 248V247H157ZM260 248V247H259ZM32 249V248H31ZM145 249V248H144ZM160 249V248H159ZM158 249V250H159ZM236 249V248H235ZM34 250V249H33ZM37 250V249H36ZM171 250V249H170ZM177 250L179 251V252H181V253H184L185 252V247L184 246H178L177 247ZM11 251V250H10ZM31 251V250H30ZM170 252V251H169ZM38 253V252H37ZM194 253V252H193ZM19 254V253H18ZM27 254H28V252H27ZM36 254V253H35ZM39 254V253H38ZM131 255H133L134 256V252L132 251L131 253H130ZM136 255V254H135ZM16 256V257H15ZM28 256L30 257V255L28 254ZM39 256V255H38ZM41 256V255H40ZM39 256V257H40ZM224 256H226V255H224ZM38 257V258H39ZM9 258V257H8ZM31 258V257H30ZM33 258V257H32ZM54 258V257H53ZM37 259V258H36ZM35 259V260H36ZM35 260H34V262H35ZM38 260V259H37ZM54 260V259H53ZM173 260V259H172ZM40 261V260H39ZM38 261V262H39ZM51 261H52V259H51ZM206 261V260H205ZM13 262H14V260H13ZM53 262V261H52ZM184 262V261H183ZM36 264V263H35ZM37 264H39V263H37ZM51 264H54V263H51ZM128 264V263H127ZM187 264H199V262L198 261H196V260H193V261H190V262H188Z\"/></svg>",
    "mask_w": 264,
    "mask_h": 264
}]
</instances>
